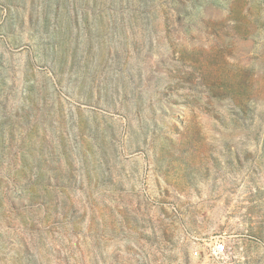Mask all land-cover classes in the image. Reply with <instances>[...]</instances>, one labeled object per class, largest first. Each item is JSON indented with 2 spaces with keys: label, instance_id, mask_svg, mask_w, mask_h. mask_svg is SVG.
<instances>
[{
  "label": "rangeland",
  "instance_id": "obj_1",
  "mask_svg": "<svg viewBox=\"0 0 264 264\" xmlns=\"http://www.w3.org/2000/svg\"><path fill=\"white\" fill-rule=\"evenodd\" d=\"M0 264H264V0H0Z\"/></svg>",
  "mask_w": 264,
  "mask_h": 264
},
{
  "label": "built area",
  "instance_id": "obj_2",
  "mask_svg": "<svg viewBox=\"0 0 264 264\" xmlns=\"http://www.w3.org/2000/svg\"><path fill=\"white\" fill-rule=\"evenodd\" d=\"M200 249L203 251L204 257L211 258L215 261L222 260L228 253L227 242L224 239H218L201 246L199 245V247L193 251L194 257H200Z\"/></svg>",
  "mask_w": 264,
  "mask_h": 264
}]
</instances>
